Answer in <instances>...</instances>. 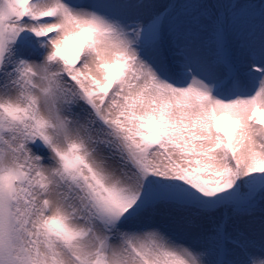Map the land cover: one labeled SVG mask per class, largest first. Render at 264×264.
<instances>
[{"label": "snow or ice", "instance_id": "6c2138e0", "mask_svg": "<svg viewBox=\"0 0 264 264\" xmlns=\"http://www.w3.org/2000/svg\"><path fill=\"white\" fill-rule=\"evenodd\" d=\"M0 264H264V0H0Z\"/></svg>", "mask_w": 264, "mask_h": 264}]
</instances>
